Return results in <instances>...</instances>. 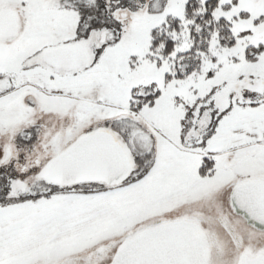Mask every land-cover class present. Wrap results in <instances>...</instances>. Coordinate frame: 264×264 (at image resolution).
Returning <instances> with one entry per match:
<instances>
[{
    "label": "snow or ice",
    "instance_id": "1",
    "mask_svg": "<svg viewBox=\"0 0 264 264\" xmlns=\"http://www.w3.org/2000/svg\"><path fill=\"white\" fill-rule=\"evenodd\" d=\"M0 264H264V0H0Z\"/></svg>",
    "mask_w": 264,
    "mask_h": 264
}]
</instances>
